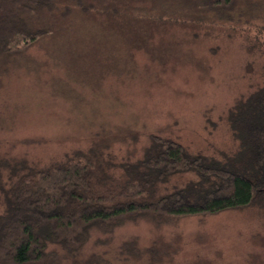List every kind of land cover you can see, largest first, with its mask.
<instances>
[{"label": "rangeland", "instance_id": "rangeland-1", "mask_svg": "<svg viewBox=\"0 0 264 264\" xmlns=\"http://www.w3.org/2000/svg\"><path fill=\"white\" fill-rule=\"evenodd\" d=\"M89 1L129 22L93 27L94 12L76 10L56 43L8 60L0 156L46 162L93 141L139 158L151 134L207 155L234 152L226 113L264 80V11L224 22L196 0ZM117 236L156 244L158 259L141 264H264V217L251 209L128 224Z\"/></svg>", "mask_w": 264, "mask_h": 264}, {"label": "trees", "instance_id": "trees-1", "mask_svg": "<svg viewBox=\"0 0 264 264\" xmlns=\"http://www.w3.org/2000/svg\"><path fill=\"white\" fill-rule=\"evenodd\" d=\"M96 2L0 0V88L14 65L8 60L47 38L56 43L76 24V10L94 12L93 27L129 22L118 14L104 18L109 13ZM194 5L224 22H245L264 11V0ZM225 120L237 148L218 156L155 134L139 158H119L93 141L46 162L0 156V264L153 262L155 243L141 247L134 238H119L118 230L249 209L264 217V80L229 107Z\"/></svg>", "mask_w": 264, "mask_h": 264}]
</instances>
